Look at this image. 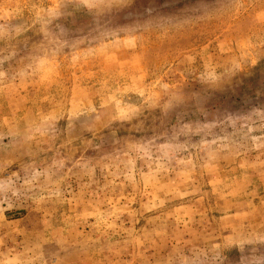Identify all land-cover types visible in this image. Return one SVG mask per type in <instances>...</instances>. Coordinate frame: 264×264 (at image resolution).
<instances>
[{
    "label": "rangeland",
    "instance_id": "1",
    "mask_svg": "<svg viewBox=\"0 0 264 264\" xmlns=\"http://www.w3.org/2000/svg\"><path fill=\"white\" fill-rule=\"evenodd\" d=\"M0 264H264V0H0Z\"/></svg>",
    "mask_w": 264,
    "mask_h": 264
}]
</instances>
